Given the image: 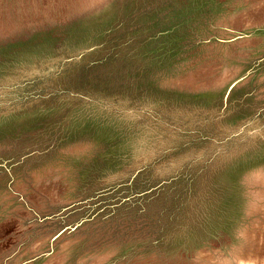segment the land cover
Masks as SVG:
<instances>
[{
    "label": "rangeland",
    "instance_id": "1",
    "mask_svg": "<svg viewBox=\"0 0 264 264\" xmlns=\"http://www.w3.org/2000/svg\"><path fill=\"white\" fill-rule=\"evenodd\" d=\"M0 264H264V0H0Z\"/></svg>",
    "mask_w": 264,
    "mask_h": 264
}]
</instances>
